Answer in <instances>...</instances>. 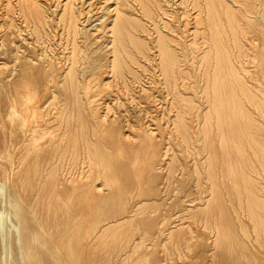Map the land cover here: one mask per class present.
<instances>
[{
  "label": "rangeland",
  "instance_id": "1",
  "mask_svg": "<svg viewBox=\"0 0 264 264\" xmlns=\"http://www.w3.org/2000/svg\"><path fill=\"white\" fill-rule=\"evenodd\" d=\"M102 1L103 0H86L83 3L84 12L94 9L93 11H96L98 16L96 14L95 16L97 17L94 16L92 17L93 20L91 19L92 21L91 20L88 21L87 28H89V31H87L86 33L82 32L81 34H79V38H80L79 41L83 43L82 48L85 47L84 48L85 54L90 55L86 57V55L84 54V56L81 58L82 61L81 60L80 61L84 62L85 65H89V66L92 65L90 66V69L87 72L85 70L83 71L79 69V72L81 71L80 80H82V82L87 80L86 81L87 83L88 79H91L90 80V83H91L93 78L96 79L95 85L100 84L98 86L96 85L98 87L96 92L101 91V92H98L97 94L98 96L100 95L99 96L100 101L102 102V107H101V110H103L102 113L106 114V116L108 115V117H111V119H115L113 121H115L116 123H120L119 125L116 124L117 128L119 127L118 128L119 131H122L124 128L128 130L127 131L128 133H130L131 131L130 134L132 135L130 136L134 137V138L131 137V139H133L132 141L134 140L136 141L138 139L136 142L137 146L135 148H136V152L139 153L141 157H138V159H135V160L133 159L135 157L134 155L138 156L139 154L132 152L134 155L132 156L131 159L128 160V158H130L132 153L130 154V150L128 149H127L128 152L123 153L124 150L127 151L126 149L123 150V148H125L126 145L123 142H121L122 140L120 141V139H117L116 136L110 135L111 131L110 129H108V127H104L103 125H101L102 127L100 125H96L95 127L94 126L95 124L93 125L94 122L92 121V118H91L92 116L91 109L87 107L86 105V99L84 97L86 93L84 91H83L84 93L81 92V96L83 99H81L80 98L81 96H79L81 100L80 99L78 100V103L79 101H81L82 103L80 102L78 104L75 101L76 104L74 105L73 101H71L72 102L71 104H68L67 102L66 107H68L69 109L65 110L66 112H64L63 114L65 116L74 115V117H76L77 112L79 111L78 107L81 104H83V102L85 101L83 107L84 108L86 107V109H84V111L86 110L85 113L87 112L86 113L88 115L87 117L88 119L89 118L90 119L89 120L86 119V121L83 124L86 123L88 125L89 123L90 125L89 127H87L89 131V132L87 131V134L88 133L89 134L86 135L87 137L85 136L86 137L85 139H87L89 136L88 138L89 142H87V140L80 139L78 136L82 132L78 130L82 128V124L80 122L77 123L78 126L80 127L77 129L78 131L76 130V131L71 132V126L70 127L67 126L71 124L70 123L68 124L66 120L64 121V119H61L59 116L60 114H62V113H59V110L61 109L62 106H64V102H65L64 97L66 99L67 97L66 95H69V93L67 92L66 94V92L62 90L61 85H59L58 83H56L57 84L56 85L53 81L49 80L52 77L51 74H50L51 76L47 75V77H50V78L45 77V83L41 85L39 89V93H38V98L43 102L42 107L45 110L44 113L46 115L41 118L39 116L37 120H39L38 122L41 123V126L47 129L45 130L46 133H44V136L39 139V140L41 139L42 140L37 141L33 145V150L35 151L38 150L40 155H38V158H36L34 155L31 156L28 153V148L26 147H28V143L32 142L31 134L29 133L30 127H31L30 125L36 119H35V116H32L30 118L31 123L29 122L25 125H22L23 119H21V117L16 114L17 109L15 111V107L13 105L15 97L16 98L18 97V94L16 93V90H15V86H17L21 82V77L19 74L20 73V61H19L18 56H22L25 50H31V51L35 50L36 53L41 54L47 59L50 58L51 56V58L57 59V61H60L61 59L60 63L64 62L67 65L69 63L68 55H69V50L71 49V45H72L71 43L72 38L69 39L67 28L64 25V23H62V21H57V20H60L58 17H54V19L51 20V23H50L51 25L50 24H48L50 26L47 25L48 29L47 27L44 28L45 30H49V31L45 32L44 29L42 28L41 30L42 37L39 39H36L37 37L36 35H34L35 33L33 32L32 27L29 26L26 23V21H24L23 14L22 13L20 14V12L17 10V9H20L19 6L16 4L17 0H0V264H209V263L210 264L212 263L221 264L223 263V261L225 264L227 263L230 264V262L231 264L232 263L234 264H264V256L261 254L260 241L256 237L254 221L251 218V216H249L248 210L242 209L239 203H237L238 200L235 198V195L233 199L234 202H231L229 198L231 203L230 202L228 203L229 200L226 201V199H228L226 197L224 200L223 218L227 226L230 227L231 233L229 232L228 238H226L225 240L223 239V241L221 242L219 239H217V236H216L217 232H216V229H214V225L210 226V224L207 223L205 216L203 215L197 216L196 215L197 208L195 207H198V206L192 207L193 205L190 204L191 201L189 200L192 198L193 199L198 198V195H197L198 185L196 186L197 176L193 173V167H194V162L196 161V159H201V156L205 154L206 149L203 146L205 144V140H204L205 139V127L207 126V124L205 123V120L207 119L206 113L210 109V106L207 103H205L206 94L204 92L208 78L206 74L207 62L203 57V54H204L203 50L206 49V47L204 46H206L208 42H207V39L204 38L205 37L204 33H202L204 32V29L202 27L201 28L203 30L200 28L196 31L195 30L196 28L194 29V27H191V26H193L195 18L198 16L197 14L200 11L199 9H201L202 11V16L205 19L207 18L206 20H208L209 18L208 10L209 9H207L208 7V4L206 3L207 0H199V1L197 0V2L196 0L195 2L194 0L192 1L191 0L189 1L188 0L187 1L186 0H160L162 1L161 7L157 5L156 2H154L155 0H150L151 1L150 2L151 12H148V14H146L147 10H144L145 8L143 7V4L141 2H138V0L137 1L136 0H129V1L122 0L124 2V5H128V8L131 9L129 12L133 13V15L140 17L143 20L144 25L146 24L144 29H140V31L138 28L136 29V31L134 29L133 30L134 35L140 38L144 37L145 40H148V44H149V48L146 50L148 53L147 52L141 53V52L136 51L135 49L133 50L134 55L136 57L135 61L132 60L131 62L132 63L131 68L133 67L132 68L133 70L125 69L124 74L119 73L116 69L111 68L113 66V61H110V60H113L114 58L112 54L113 49L111 47L112 41L110 40L112 39V36H111L112 29L111 28L114 23V18L116 17V14H114L111 9L114 8L115 3H113L112 1V2H107V3L105 2V4L104 3L102 4ZM156 1H159V0H156ZM238 1H241V0H238ZM238 1L235 0V3L238 4L239 3ZM242 1L243 2H240L238 4V7L243 14L247 13L245 17L242 18V21L248 18L247 20L249 21L253 20L254 22V19H255L256 20L254 22L255 28L259 29V26L257 25V23L259 22L258 20L261 21V18H262L261 15L264 14V10H263L264 0L263 1L262 0H259V1L258 0H251V1L245 0V2L250 1L254 6L251 3H249L250 5H248V2L245 3L244 0ZM127 2H129V4ZM200 3L201 5L199 6ZM194 4L196 5V7L193 6ZM241 4L245 5V7L242 6ZM101 6H103V8H101ZM16 10L18 11V13ZM247 11H249L250 13ZM248 14H251V15L248 16ZM251 16L254 19H250L249 17ZM247 20L244 22L247 23L248 22ZM203 24L205 25L207 23H202L200 26H202ZM95 27H98V28L101 27L100 29L101 31L96 30ZM159 31H163V32L165 31V33H167L168 36H171L170 39L172 41L171 42L172 45L174 44L173 47L180 53V56H179L180 59L178 63L176 64L175 73L177 74L174 73L171 75L170 74L167 75L164 69V66L161 60L160 46L157 40ZM195 31L196 33L199 32L198 35L195 33ZM138 32H139V35L137 34ZM255 32L257 31L255 30ZM255 32L254 33L251 32V35H248L249 37L251 36L252 38H249V37L247 38L246 36H243L242 41H243V44L246 45L243 48V51L246 49V51L243 52L245 56L242 53L238 52L237 47H235L234 61H236V65L238 69L239 70L241 69L240 71L241 73H243L242 75H244L245 80L249 83L250 86L259 84L260 85L259 87H264V77H263L264 70L261 66V64L264 63V58H263L262 52L259 51V48L256 49V46L254 45V41L252 40L253 37L256 36V35L254 36V34H256ZM92 33H99L104 36L102 37L104 41H102L103 43L101 44V47L99 48V51L96 52V54L95 53L93 54V49H96L97 47H95V45L92 43L91 44L88 43L89 42L88 35L90 37V34L92 35ZM257 33L260 34V31H258ZM248 34H250V32ZM188 37L190 40H188ZM17 42L20 47L17 45ZM130 44H131V47H133L131 40H130ZM182 45H185V46H182ZM15 46L17 47L15 48ZM248 46L250 49L248 48ZM249 51L250 53H248ZM254 51H256V53ZM31 54H34V53H31ZM261 55H262L263 61H260ZM253 56H255V58ZM136 59H139V60H136ZM211 61L216 63V58L212 59ZM78 66L79 68H81L80 62H78ZM212 68H211L212 72L214 73L215 65ZM261 69L263 71H260ZM82 75L83 77L84 76L86 77L83 78ZM102 78H104L105 80ZM46 79H48V81ZM97 80L98 82L99 81L100 82L97 83ZM102 81L103 82L105 81L104 82L105 84ZM50 83H52L53 85H51ZM101 83L103 84L104 88L99 89V87H103ZM49 85H51L52 88ZM228 89H230V86H228L226 90ZM257 90H258L257 92L260 98L263 100L264 99V89L263 90L257 89ZM61 93L62 95H60ZM191 95L195 99L194 106L192 105V106H189L190 108L189 107L185 108L184 105L182 106L180 104L181 107L183 108L179 107V104L177 101L181 99L180 97L191 96ZM68 105H72V107L71 106L69 107ZM255 105H256L255 103H252L251 101L248 100L247 103L245 104V111L249 113L251 117L253 116L256 119V122L260 124L259 126H261V131H260L261 133H259L258 135L259 136L258 139L260 143L259 142L255 143V141L253 140L256 147L252 145L251 143L252 138L250 137L252 133H249L250 129L253 128V123L251 122V120H249L246 117H242V118L239 117L237 121H235L236 118L233 117L235 112L234 110L231 111V109L228 106L226 108H222V109L220 108L219 113H217V111L214 109L212 110V113H211L212 116L210 115V118L208 117L211 123L210 126H212V128L209 125L208 127L211 128L212 132L214 131V133H212V136H216L217 131H219L220 135L222 133H223L222 135H224V138L221 140L220 147L221 145H224V146H222L219 150V152L222 153L221 155L225 154V156L223 155V158H225L228 155V153L232 151L234 155L237 154L236 156V159H238L237 161L240 160L242 163L247 165V162H249L247 161V159L248 157H250L252 158V160L254 159V161L257 163V166L260 167L262 161H258L254 153V150L260 145L262 147L259 149L260 157L264 155L263 153L264 152V110L260 108V106L258 107ZM74 106H76L77 108ZM72 108L74 110H72ZM71 110L72 112H75L72 115L69 114ZM180 110H183L185 112V119L189 122V126H190L189 128L191 129L189 130L190 136L189 138H187V140L185 138L184 130L182 129L180 123H178L180 122L179 120L180 119L179 112H181ZM221 111L224 113H221ZM57 112L59 113V115ZM226 113L231 114L232 118H231V115L230 117H228L229 114H226ZM15 114L17 116V119L14 118ZM232 119L234 122H231L232 123L231 124L228 121H232ZM42 122H48V123L45 125ZM59 123L61 125H59ZM63 125L66 126L67 128L64 127ZM143 125L144 126L147 125V127L150 128V131H153L154 138H153V134L152 136L147 135L146 137L144 136V134L142 135L141 133L142 131L140 132V130H142ZM237 125L239 128L237 127ZM56 128H58L60 131ZM54 129H55V133L53 132ZM64 129L67 135L64 132ZM237 130H240L241 136L240 135L238 136V133L236 132ZM62 131H63V134H62ZM254 133H257V132L255 131ZM76 134L78 138H76ZM73 135H75V137H73ZM69 136H71V138ZM111 136H112V140H111ZM151 137L153 138L152 140H150ZM227 137H230V138H227ZM67 138L72 139V140L75 139L76 141L75 142L72 140L68 141L69 139ZM139 140L142 142L140 143ZM239 140H241L240 144H238V142H240ZM50 141L54 143V145H56L57 148L58 147L60 148V149L58 148L59 151H57L58 150L57 148H55L56 150L50 149L49 150L50 152L47 151L48 143ZM152 141H155L156 143H158L160 148L163 147L162 149L168 150L167 151L168 154L164 156L165 157L163 160L164 164L162 165L163 170L161 169L159 171L158 173L159 175L157 176V180H156V183L158 184V186L160 185L159 187L163 188L162 196L157 195L156 191H154L152 195L143 194L144 192H142V189L144 190L145 188L144 187L145 184H144V179L140 178L142 177V174L144 177L143 168L141 170V167H142L141 159L142 157H144V154L146 152V151L144 152V150L146 149H144L143 147L149 145ZM66 142L68 144H66ZM72 142H74L73 145H72ZM84 142L87 146H85ZM120 143H122V145L124 144L123 148L119 146L117 147V145H119ZM227 146H230V147L227 148ZM130 147L133 148L132 145H130ZM240 147L241 148L244 147L242 148L243 150ZM86 148L89 151L88 153H87ZM53 151L56 156L53 154ZM77 151L79 152L77 153ZM242 152L244 153L245 156L247 154L246 158ZM51 153L52 155L50 156L54 157V158L52 157V159L49 156V154ZM28 155L29 157L27 159L28 161H26L27 163L25 162L23 164L22 159H24V157ZM119 156L122 157V159H125L124 157H126L127 158L126 161L128 162L131 161L130 162L131 164H132V159L134 160V163L132 164L135 167V169L133 167L134 170L131 168L132 166L130 163H129L130 166L129 165H128L129 167L127 166L130 170V174L128 173L129 179L131 181V179L134 178L133 179L134 181L133 182L131 181L132 183L130 182L131 185L132 184L133 185L128 186L126 190L127 192L126 197L121 200L120 198L119 199L117 198L119 200V201L117 200L119 202L118 204L121 205V207L117 209L116 211L112 212L109 210V207L106 206L105 204L104 205L106 206V208H104L105 207L104 205H101L103 203H100L99 204L100 206L96 205L90 197L82 193L84 189L87 187V185H85L83 180L88 175H91L94 181L96 182V184H98L104 189L106 188L107 190H111V191L113 190V192L116 193L117 192L116 188H119L118 186L122 184V182H124L126 178H128L127 172H122V170L119 171L118 164L116 163L117 159L114 158V157L119 158ZM173 156H175L176 159L173 158ZM41 157L42 159L43 158L44 159L42 160ZM35 159L37 161H35ZM48 159L51 161H48ZM171 159H173V161L174 160L176 161L177 159L178 160L176 162H173ZM35 162L39 163L38 172L40 171L41 172L40 173L37 172L36 173L37 175L34 177L35 179L33 178L31 182L27 184L29 182L28 178H30V176L32 175V172L27 171V168H29V166H32L31 164ZM171 162H173L172 165H171ZM186 164L187 166L184 167V165ZM173 165L174 167L171 169L170 166H173ZM188 165L190 168L188 167ZM51 167L53 169H51ZM109 167L112 169H110ZM116 167L118 168L117 170H115ZM129 170L127 171L129 172ZM107 173H110V175H108ZM111 173H113L114 175ZM120 173L122 174L120 175ZM254 174H253L254 177H256L260 182H262V184H264L263 169L261 168V172H257ZM195 177L196 179H194ZM111 179L112 180L114 179L116 182L120 179V181L116 183L113 180V182L116 184L115 185ZM118 183L119 185H117ZM112 187L115 189H113ZM130 192L131 194H133L132 196ZM116 194H119V192ZM129 195L132 198L129 197ZM150 196L151 198H154L156 201L157 200L158 201L156 202L153 199L148 200L150 199ZM163 196L164 198L162 199ZM143 198H144V201L147 199L146 200L147 204L146 202L144 203L142 202ZM184 198H186L185 200H188V201L183 202ZM137 200H139L138 203H137ZM160 200L162 202H160ZM129 201L132 202L133 205H135V207L133 206L134 209L136 207L139 208V205H141L142 208L140 207L138 209L139 211H136L137 213L139 212L138 213L139 216H137L138 214L136 213H135L136 215L132 213L134 214L133 215L134 220L131 221V219H126L127 221H121L120 223L114 224V226L112 227L110 226L108 230H106L105 234H103L104 236L102 235L103 237L100 236V238L98 239V242L96 243L98 247L95 246L90 251H84V250L78 251L68 246L62 247L61 249H59V247L57 248L50 242V240H54V239L55 241L58 242V240L60 241V238L63 240L64 239L69 240L71 238V235H73L72 237H75L77 233H85L88 227H92V228L97 227V225H95L96 223L97 224L99 223L100 225L99 224L98 225L101 226L102 224L107 222V220H109V217L116 218L118 216H121L122 214H125L124 208H123L125 207L124 204L127 203L128 206L130 205L129 206L130 208L132 207V204H130ZM150 201L153 202L152 203L153 205L150 203V206H148V202ZM93 203L96 206L95 205L93 206ZM184 204H186L187 206ZM156 206L158 207V209L156 208ZM190 206L191 208H189ZM149 207H151V210ZM152 207L155 208L156 210V211L154 210V213L156 212L155 214L153 213ZM142 209L147 210L148 212L150 210V212L155 215L154 216L155 224H153L154 226L151 224L150 226L147 225V227L149 226L150 228L148 227L149 231L145 233L143 232L144 225H141V228H137L138 226L137 223L140 225V222H138L137 218L142 215L140 213ZM178 209L180 210L182 209L181 212L184 214H182ZM108 210L110 212L107 214ZM162 210L164 211V213ZM172 210H174L175 213H173ZM219 211L220 210H218V212ZM240 211L241 213L239 214ZM165 212L167 214H165ZM177 212L180 213L178 216H176L178 214ZM190 212H193V213L191 214ZM56 213H57V216H56ZM115 215L117 216L113 217ZM170 215H173L175 217L173 218V216H170ZM180 215H182V217ZM217 215H219L220 217L221 211H220V214L217 213ZM176 217H178L179 220ZM55 219H58V220H55ZM82 219L83 221H81ZM188 221L190 222L188 223ZM176 224H180L182 226L187 225L185 228L183 227L184 229H186L184 230L185 232L183 231L184 236L183 234L178 235L180 225H178V227L174 229V232H171V229H172L171 227L174 228V225ZM204 225L205 226L208 225V226L204 227ZM192 226H194L195 228ZM199 226L200 228L198 230L197 227ZM189 228L193 231H190ZM204 230L205 231L207 230L206 232L209 233L210 235L205 233ZM212 230L214 231L215 234L213 233ZM227 230H229V228H227ZM200 231L203 233L201 234ZM204 234H205L204 238L206 239L201 237ZM141 235L143 236V241H144L143 243H141L142 242ZM49 236L52 237L53 239L49 238ZM182 236L184 239H187V237L189 236L188 237L189 242L181 238ZM232 236L233 238H231ZM197 237L199 238V240L200 239L201 240L197 241L198 240ZM209 237H211L213 241L212 240L210 241ZM192 239L194 240L196 239L195 242ZM203 239H204L203 244L204 245L208 244L206 245V247H204L203 244L201 243ZM133 241L134 242L138 241L140 243L139 247L140 245L141 247L136 249L137 252L136 251L132 252V254L130 255L131 258L127 257L125 260H121L120 259L121 257L119 258L118 256L120 254H121L120 256L125 255L127 251L133 245L134 243ZM23 243L25 245L27 244L29 249L25 247V245L24 247H22ZM194 243H196V245ZM217 243L219 244L217 245L218 247L216 246ZM127 244H129V247L127 246ZM214 244L215 246H213ZM224 244L225 245L227 244L228 246L224 247ZM197 245H199V247H197L198 250L196 249ZM220 246H223V248H225L224 249L225 252L224 250L221 251L222 247ZM200 247H202L203 249L205 248V250H203ZM216 247H217V250H216ZM199 249L200 250L202 249L203 253L205 252L211 255L209 256L208 254L206 255L204 253L203 255H206V257L202 256V253ZM39 250H40V253L38 252ZM196 251H199L197 253L198 254L200 253L202 257L198 255ZM214 251L216 253H214ZM227 251L228 252L230 251L231 254H229L230 253L229 252L228 253L229 255H228ZM79 254H81V256H79ZM232 254H236L235 257L232 256ZM215 256H216V259H214ZM227 256L228 257L230 256V258L232 259L234 258V260L233 261L231 260L229 262L230 258H228ZM203 257L205 258V260L203 259ZM224 257L228 261L224 260ZM197 258L200 260H198ZM212 258L214 260H212ZM217 258H220V260ZM215 260H217L216 263H214ZM218 261H221V262L217 263Z\"/></svg>",
  "mask_w": 264,
  "mask_h": 264
},
{
  "label": "bare ground",
  "instance_id": "2",
  "mask_svg": "<svg viewBox=\"0 0 264 264\" xmlns=\"http://www.w3.org/2000/svg\"><path fill=\"white\" fill-rule=\"evenodd\" d=\"M86 0H17L16 4L19 6L20 9H17L20 14L22 13L23 14V18H24V21H26V23L32 27V30L33 32L35 33L34 35H36V39H39L42 37V34H41V30L42 28L44 29L45 27H47L48 24L51 23V20L54 19V17H58L60 20H57V21H62V23H64V25L66 26L67 28V33L69 35V39L72 38V45H71V49L69 50V55H68V59H69V63L66 65L63 61V63H60L61 62V59L60 61H57V59H54V58H45L44 56H42L41 54H38L34 51H31V50H25L23 55L22 56H18L19 58V61H20V77H21V82L15 86V90H16V93L18 94V97L14 99V102H13V105L15 107V111H16V114L18 116L21 117V119H23L22 121V125H25L27 123H31L30 121V118L32 116H35V121L30 125V134H31V141L30 143H28V153L31 155V156H35L36 158H38V155H40L39 151H35L33 150V145L37 142V141H41L39 140L40 138H42L44 136V133L45 130H47L45 127L41 126V123L38 122L39 120L38 117L40 116L43 117L45 116L46 114L44 113V109L42 107V104L43 102L38 98V93H39V89L41 87V85H43L45 83V77H47V75H52L51 81H53L55 84L58 83L59 85H61V88L63 91L69 93V95H66V99L64 97V106L61 107V109L59 110V113H62L59 115L61 119H64V121L66 120L68 122V124L70 123L71 125H67L68 127L71 126V132L73 131H76L78 128H80L78 126L77 123H81L82 124V128L78 129L79 131H82L78 136L80 139H83V140H87L88 141V138L85 139L88 135L87 134V131H88V128L90 125L88 123V125L86 124H83L86 119H88V115L85 113L84 109H86V107L84 108L83 105H84V101L83 104H81L78 109L79 111L77 112V115L76 117H74V114L75 112H72V110H74L72 108L71 112L69 114H71L72 116L68 115V116H65L63 113L66 112L65 110L69 109L68 107H66L67 105V102L68 104H71L73 101L74 105L76 104V102L78 103V100L82 98L81 96V92H85L86 95H84L85 99H86V105L87 107H89L91 109V118H92V121L94 122L93 125L96 127V125H103L104 127H108V129H110V135L112 136H116L117 139H120L121 142H123L126 147L123 148V145L122 143H120L119 145H117V147H121L124 149H128L130 150V154L133 152V153H137L136 152V142L137 140L135 141H132L133 139H131V137L133 136H130L132 134L131 131L130 133H128L126 130V128H124L122 131H119L118 128H117V125L116 124H120V123H116L115 119H111V117H108V115L106 116V114H103L101 110V107H102V102L100 101V95L98 96V92H101V91H98L96 92V90L98 89V85L100 84H96V79H92V82L90 83V80L91 79H88V82L86 83L87 80H85L84 82H82V80H80V72H79V69L81 70H85L86 72L89 71L90 69V66L92 65H85L84 62H81V58L84 56L85 54V47L82 48L83 46V43H81L79 40V34H81L82 32L86 33L87 31H89V28H87V24H88V21L89 20H93L92 17H94L97 13L96 11H93V10H90V11H85L84 12V9H83V3L85 2ZM115 3V6L113 9H111L113 11L114 14H116V17L114 18V23H113V26H112V39L110 41H112V44H111V47L113 49V60H110V61H113V66L111 68L113 69H116L119 73H122L124 74L125 72V69L126 70H131V62L132 60L135 61V55H134V52L133 50L135 49L136 51L138 52H143V53H146L147 49L149 48V44H148V40H145L144 37L143 38H140L138 36H135L134 35V32L133 30L138 28L139 31L140 29H144L145 25L143 23V20L136 16V15H133V13L129 12L131 9L128 8V5H124V0H103L102 1V4L105 2H112ZM125 1H129V0H125ZM137 1V0H136ZM187 1V0H186ZM189 1V0H188ZM192 1V0H191ZM199 1V0H198ZM238 1V0H237ZM251 1V0H250ZM250 1H246L244 0L245 3L248 2V5H250L249 3H251ZM259 1V0H258ZM257 1V2H258ZM263 1V0H262ZM10 2V1H9ZM138 2H141L143 4V7L145 8L144 10H147V13L148 12H151V7H150V0H138ZM156 2L157 5H159L161 7V4H162V1H154ZM195 2V0H194ZM197 2V0H196ZM239 3L240 2H243L242 0L241 1H238ZM237 2V3H238ZM91 3V2H89ZM129 4V2H127ZM140 3V4H141ZM206 3L208 4V7L207 9L208 10V14H209V18L208 20H206L203 16H202V11L201 9H199V13L197 14L198 16L195 18V21H194V24L193 26L191 27H194V29L197 31L198 29H200L201 27L204 29V38L207 39V42L208 44L204 47H206L204 51V54H203V57L204 59L206 60L207 62V69H206V74H207V84H206V87H205V94H206V101L205 103H207L209 106H210V109L207 111L206 113V117L208 119V117L210 118V115L212 113V110H216L217 113L220 112V108H226L227 106L232 110H234V116L236 119L235 121H237V119L239 117H246L248 118L249 120H251V122L253 123V128L250 129V132L248 130L249 133H252L250 135V137L252 138L251 140V143L254 147L255 146V143L259 142V133H261V126H259L260 124H258L256 122V119L252 116H250L249 113H247L245 111V104L247 103V101H251L252 103H255L256 105L255 106H260V108H262L264 110V99L262 100L258 94V90H263L264 87H259L260 85L259 84H256V85H252L250 86L249 83L245 80L244 78V75H242L243 73H241V69L239 70L237 65H236V61H234V54H235V47H237L238 49V52L242 53L244 51H246V49L243 51V48L246 46L243 44V36H246L247 38L249 37L248 35H251V32L254 33L255 30L258 32L260 31V34L255 32L256 34H254L255 37H253V41H254V45L256 46V49L259 48V51L262 52V55H263V58H264V14H262V18H261V21L258 20L259 22L257 23V25L259 26V29L255 28V19L251 16L249 17L250 19H254V22L253 20H247L248 22L245 23L244 21H242V18L245 17V14H243L239 7H238V4L235 3V0H207ZM260 3V2H259ZM8 4V2H7ZM111 4V3H110ZM153 4V3H152ZM197 4V3H196ZM243 4V3H242ZM241 4V5H242ZM252 4V3H251ZM264 4V3H263ZM55 5V6H54ZM100 5V4H99ZM201 5V3L199 4V6ZM203 5V4H202ZM253 5V4H252ZM251 5V6H252ZM9 6V5H8ZM12 6V5H11ZM14 6V5H13ZM54 6V7H53ZM104 6V5H103ZM103 6H101V8H103ZM130 6V5H129ZM163 6V5H162ZM193 6L196 7V5L194 4ZM198 6V5H197ZM240 6V5H239ZM245 7V5H242ZM247 6V5H246ZM254 6V5H253ZM98 7V6H97ZM106 7V6H105ZM248 7V6H247ZM259 7V6H258ZM9 8V7H8ZM15 8V7H14ZM18 8V7H17ZM99 8V7H98ZM156 8V7H155ZM154 8V9H155ZM201 8V7H200ZM203 8V7H202ZM263 8V7H262ZM16 9V8H15ZM110 9V7H109ZM198 9V8H197ZM255 9V8H254ZM16 10V11H17ZM102 10V9H101ZM243 10V9H242ZM264 10V9H263ZM13 11V10H12ZM17 11V13H18ZM246 11V9H245ZM244 11V12H245ZM255 11V10H254ZM15 12V11H14ZM98 12V11H97ZM111 12V11H110ZM249 12V11H247ZM258 12V11H257ZM256 12V13H257ZM139 13V12H137ZM197 13V12H196ZM250 13V12H249ZM255 13V12H254ZM253 13V15H254ZM16 14V13H15ZM8 15V14H7ZM14 15V14H12ZM17 15V14H16ZM204 15V14H203ZM251 15V14H248V16ZM256 15V14H255ZM259 15V14H257ZM9 16V15H8ZM98 16V14H97ZM95 16V17H97ZM104 16V15H103ZM151 16V15H150ZM208 17V16H207ZM247 17V16H246ZM15 18V17H14ZM100 18V17H99ZM112 18V17H111ZM148 18V17H147ZM260 18V16H259ZM98 19V18H97ZM13 20V19H12ZM91 20V21H92ZM90 21V22H91ZM12 22V21H10ZM99 22V21H98ZM97 22V23H98ZM55 23V22H54ZM100 23V22H99ZM104 23V22H103ZM102 23V24H103ZM202 23H207V24H203L202 26H200ZM24 24V23H23ZM101 24V26H102ZM10 25V23H9ZM51 25V24H50ZM48 25V26H50ZM90 25V24H89ZM99 25V24H98ZM190 25V24H189ZM86 26V28H85ZM209 26V27H208ZM257 26V27H258ZM10 27V26H9ZM19 27V26H18ZM91 27V26H89ZM15 28V26H14ZM13 28V29H14ZM30 28V27H29ZM63 28V27H62ZM96 30H99L101 31V27H95ZM98 28V29H97ZM103 28V27H102ZM201 28V29H202ZM48 29V27H47ZM193 29V31H194ZM202 29V30H203ZM51 30V29H50ZM93 30V29H92ZM165 30V29H164ZM20 31V30H18ZM44 31H49V30H45ZM43 31V32H44ZM52 31V30H51ZM59 31V30H58ZM98 31V32H99ZM142 31V30H141ZM148 31V30H147ZM192 31V30H191ZM190 31V32H191ZM195 31V33H196ZM104 32V31H103ZM143 32V31H142ZM201 32V30H200ZM250 32V34H248ZM62 33V32H61ZM136 33V32H135ZM145 33V32H144ZM159 35H158V42H159V46H160V51H161V60H162V63H163V66H164V69L168 74H174L175 71H176V64L178 63L179 61V56H180V53L173 47L174 44L172 45V41L170 39L171 36H168L167 33H165V31H159L158 32ZM169 33V32H168ZM199 32H197L196 34L198 35ZM48 34V33H47ZM57 34V33H56ZM139 35V32L137 33ZM141 34V33H140ZM188 34V33H186ZM185 34V35H186ZM201 34V33H200ZM12 35V34H11ZM62 35V34H60ZM64 35V34H63ZM88 35V34H86ZM196 35V36H197ZM55 36V35H54ZM188 36V35H187ZM47 37V36H46ZM50 37V36H49ZM104 37L103 35L99 34V33H92V35L90 34V37L88 35V43H92L95 45V47H97L96 49H93V54L97 51H99V48L101 47V44L103 43L102 41ZM106 37V36H105ZM245 37V38H246ZM82 38V37H81ZM175 38V37H174ZM194 38V37H193ZM249 38H252L251 36ZM49 39V38H48ZM68 39V38H67ZM196 39V38H195ZM13 40V39H12ZM27 40V39H25ZM53 40V39H52ZM63 40V39H62ZM70 40V41H71ZM130 40L132 42V45L133 47H131V44H130ZM174 40V39H172ZM188 40L189 37H188ZM246 40V39H245ZM244 40V41H245ZM2 41V40H1ZM23 41V40H22ZM39 41V40H38ZM86 41V40H85ZM84 41V43H85ZM184 41V40H183ZM192 41V40H191ZM248 41V40H247ZM251 41V40H249ZM252 41V43H253ZM29 42V41H28ZM40 43V42H39ZM82 45H81V44ZM196 43V42H195ZM245 43V42H244ZM30 44V43H29ZM176 44V43H175ZM205 44V43H204ZM247 44V43H246ZM17 45H18V42H17ZM110 45V44H109ZM19 46V45H18ZM89 46V45H88ZM103 46V45H102ZM177 46V45H176ZM182 46H185V45H182ZM192 46V45H191ZM194 46V45H193ZM198 46V45H197ZM200 46V44H199ZM198 46V47H199ZM17 46H15L16 48ZM20 47V46H19ZM110 47V48H111ZM202 47V46H201ZM203 47V48H204ZM94 48V46H93ZM189 48V47H188ZM249 48V46H248ZM21 49V48H20ZM89 49V48H88ZM91 49V47H90ZM184 49V48H183ZM182 49V50H183ZM197 49V47H196ZM195 49V51H196ZM250 49V48H249ZM252 49V48H251ZM255 49V48H254ZM17 50V49H16ZM201 50V49H200ZM91 51V50H90ZM108 51V50H107ZM248 51V49H247ZM34 53V54H31V53ZM65 52V51H64ZM252 52V50H251ZM256 53V51H254ZM15 53V52H14ZM18 53V52H17ZM48 53V52H47ZM148 53V52H147ZM198 53V52H197ZM246 53V52H245ZM250 53V51L248 52ZM253 53V54H255ZM13 54V53H12ZM90 54V53H89ZM259 54V53H258ZM40 55V56H39ZM62 55V54H61ZM86 55V54H85ZM240 55V54H239ZM244 55V54H243ZM262 55H261V59L260 61H263L262 60ZM90 55H86V57H88ZM245 56V55H244ZM243 56V57H244ZM247 56V55H246ZM259 56V55H258ZM257 56V57H258ZM47 57V56H46ZM98 57V56H97ZM106 57V56H105ZM202 57V58H203ZM238 57V56H237ZM242 57V58H243ZM255 58V56H253ZM96 58V57H95ZM216 58V63L212 62L211 60ZM63 59V57H62ZM98 59V58H97ZM240 59V58H239ZM258 59V58H257ZM16 60V59H15ZM81 60V61H80ZM85 60V59H84ZM136 60H139V59H136ZM238 60V59H237ZM7 61V59H6ZM86 61V60H85ZM95 61V60H94ZM258 61V60H257ZM78 62H80L81 64V68H79L78 66ZM100 62V61H99ZM259 62V61H258ZM14 63V62H13ZM86 63V62H85ZM6 64V63H5ZM99 64V63H98ZM259 64V63H258ZM95 65V64H94ZM206 65V64H205ZM215 65V71L214 73L212 72V67ZM257 65V64H256ZM89 66V67H87ZM98 66V65H97ZM135 66V65H133ZM182 66V65H181ZM180 66V67H181ZM263 70H264V63L261 64ZM6 67V66H5ZM129 67V68H128ZM260 67V66H259ZM258 67V68H259ZM212 68V69H211ZM240 68V67H239ZM252 68V67H251ZM257 68V69H258ZM135 69V68H134ZM133 70V69H132ZM136 70V69H135ZM178 70V69H177ZM254 70V69H253ZM262 69L260 71H263ZM110 71V70H109ZM116 71V72H117ZM255 71V70H254ZM115 72V70H114ZM117 72V73H118ZM259 72V71H258ZM85 73V72H84ZM105 73V72H104ZM116 73V74H117ZM184 73V72H183ZM255 73V72H254ZM261 73V72H260ZM177 74V73H175ZM256 74V73H255ZM50 75V76H51ZM87 75V74H86ZM104 75V74H103ZM182 75V74H181ZM263 75V73H262ZM122 76V75H121ZM173 76V75H172ZM256 76V75H255ZM83 77V75H82ZM86 77V76H84ZM83 77V78H84ZM264 77V76H263ZM262 77V78H263ZM47 78H50V77H47ZM89 78V77H88ZM91 78V77H90ZM254 78V77H253ZM259 78V76H258ZM261 78V79H262ZM5 79V78H4ZM9 79V78H8ZM104 79V78H102ZM48 81V79H46ZM105 80V79H104ZM213 81V82H212ZM262 81V80H261ZM14 82V81H13ZM94 82V83H93ZM100 82V81H99ZM98 80H97V83H99ZM103 82V81H102ZM105 82V81H104ZM103 82V83H104ZM16 84V82H15ZM48 84V82H47ZM51 85H53L52 83H50ZM105 84V83H104ZM49 85V86H51ZM57 85V84H56ZM101 85L103 86V84L101 83ZM48 86V85H47ZM230 86V89L226 90L227 87ZM48 88V87H47ZM52 88V86H51ZM60 88V89H61ZM100 88H104L103 87H99ZM257 88V89H256ZM46 89V88H45ZM59 89V88H58ZM102 90V89H101ZM104 91V90H103ZM13 92V91H12ZM52 92V91H51ZM58 92V91H57ZM64 92V94H65ZM83 92V93H84ZM180 92V91H179ZM190 92V91H189ZM188 92V93H189ZM193 92V90H192ZM195 93V92H194ZM59 94V93H57ZM101 94V93H99ZM185 94V93H184ZM192 94V93H191ZM263 94V93H262ZM51 95V94H50ZM62 95V93L60 94ZM182 95V94H181ZM201 95V94H200ZM46 96V95H45ZM53 96V95H52ZM79 96H81L79 98ZM204 97V98H205ZM181 99H179L177 102L179 104V107H181V105L185 106V108L189 107V106H194V97L191 95V96H182L180 97ZM48 99V98H47ZM80 99V100H81ZM62 100V99H61ZM68 100V101H67ZM76 101V102H75ZM81 101H79L80 103ZM50 103V102H49ZM78 103V104H79ZM82 103V102H81ZM45 104V103H44ZM181 104V105H180ZM61 105V104H60ZM69 107L72 105H68ZM48 107V106H47ZM76 107V106H74ZM66 108V109H65ZM77 108V107H76ZM183 108V107H181ZM190 108V107H189ZM192 108V107H191ZM196 108V107H195ZM180 109V108H179ZM228 110V109H226ZM70 111V110H69ZM181 112H179L180 114V125L182 127V129L184 130V134H185V138L187 140V138H189L190 136V133H189V130H191L189 127V122L185 119V112L183 110H180ZM186 111V110H185ZM18 112V113H17ZM47 113V112H46ZM51 113V112H50ZM68 113V111H67ZM221 113H224L221 111ZM16 114L14 115V118L17 119V116ZM66 114V113H65ZM226 114H229V113H226ZM67 115V114H66ZM105 115V116H104ZM231 114H229L228 117H230ZM212 116V115H211ZM223 116V115H222ZM237 116V117H236ZM53 117V116H52ZM58 117V116H57ZM227 117V118H228ZM45 118V117H44ZM50 118V117H49ZM179 118V117H178ZM231 118H232V115H231ZM60 119V120H61ZM90 119V118H89ZM88 119V120H89ZM205 120V123L207 124V126L205 127V144L203 145L205 147V154H203V156H201V159H196V161L194 162V167H193V173L197 176V184L196 186L198 185V198H195V199H189L191 201L190 204H192L194 206H198V207H195L197 208L196 210V215L197 216H205V219L207 221V223L210 224V226L214 225V229H216V232H217V239L221 241H223V239L225 240L226 238H228L229 236V232H230V227L227 226V224L224 222V218H223V211H224V208H223V205H224V200H225V197L228 198L226 199L231 200V202H234L233 199H234V195H235V198L238 200L237 203H239L240 207L242 209H246L248 210V214L249 216H251V218L253 219L254 221V228H255V232H256V237L257 239L260 241V250H261V254L264 256V184H262V182H260L256 177H254V173H257V172H261V168L263 169L264 171V155L262 157H260V153H259V149L262 148L259 144V146L254 150V153L258 159V161H262L261 162V166L258 167L257 166V163L254 161V159L252 160V158L248 157L247 161V165L242 163L240 160L237 161L238 159H236V156L237 154H233L232 151L230 153H228V155L223 158V155L225 156V154L221 155L222 153L219 152L220 148L224 145H221L220 147V143H221V140L224 138V135H220L219 134V131H217V134L216 136H212V133H214V131L212 132L211 128L212 126H210V121L209 119L208 120ZM242 120V119H241ZM240 120V121H241ZM44 121V120H43ZM48 121V120H46ZM78 121V122H77ZM91 121V120H90ZM91 121V122H92ZM66 122V124H67ZM90 122V124H91ZM118 122V121H117ZM213 122V121H212ZM229 123L231 122H234L233 119L232 121H228ZM245 122V121H244ZM44 123L45 125L48 123V122H42ZM62 123V122H61ZM193 123V122H192ZM241 123V122H240ZM243 123V121H242ZM249 123V122H248ZM65 124V123H64ZM232 124V123H231ZM237 124V123H236ZM43 125V124H42ZM59 125H61L59 123ZM80 125V124H79ZM92 125V126H93ZM179 125V124H178ZM179 125V126H180ZM208 125L211 127H208ZM243 125V124H242ZM64 126V125H63ZM131 126V125H130ZM51 127V126H50ZM66 127V126H64ZM102 127V126H101ZM142 127V126H141ZM192 127V125H191ZM229 127V126H228ZM238 127V125H237ZM241 127V126H240ZM67 128V127H66ZM91 128V127H90ZM89 128V129H90ZM220 128V127H219ZM239 128V127H238ZM58 129V128H56ZM82 129V130H81ZM216 129V127H215ZM59 130V129H58ZM56 130V131H58ZM63 130V128H62ZM77 130V131H78ZM96 130V129H95ZM103 130V129H102ZM101 130V131H102ZM139 130V129H138ZM193 130V128H192ZM236 130V129H235ZM52 131V130H50ZM60 131V130H59ZM119 131V132H118ZM142 131V132H141ZM227 131V130H226ZM242 131V130H241ZM257 132V133H254V132ZM49 132V131H48ZM55 133V129L53 131ZM64 132H65V129H64ZM69 132V133H71ZM89 132V131H88ZM107 132V133H108ZM140 132L142 133V135L144 134V136L146 137L147 135H151L153 134V138H154V133L153 131H150V128L143 125V128L142 130H140ZM238 133V136L240 135V130H237L236 131ZM235 132V133H236ZM61 133V132H60ZM66 133V132H65ZM76 133V132H75ZM79 133V132H78ZM91 133V132H90ZM233 133V131H232ZM62 134H63V131H62ZM134 134V133H133ZM193 134V133H192ZM226 134V133H225ZM242 134V132H241ZM248 134V133H247ZM51 135V134H50ZM65 135V134H64ZM67 135V133H66ZM246 135V134H245ZM53 136V135H52ZM55 136V135H54ZM72 136V135H71ZM71 136H69L71 138ZM86 136V137H85ZM112 136H111V140H112ZM237 136V137H238ZM241 136V135H240ZM48 137V136H47ZM58 137V136H57ZM63 137V136H62ZM67 137V136H66ZM73 137H75V135H73ZM72 137V138H73ZM235 137V136H234ZM52 138V137H51ZM54 138V137H53ZM65 138V137H64ZM76 138L77 137V134H76ZM134 138V137H133ZM136 138V137H135ZM148 138V137H147ZM152 137L150 138V140L153 139ZM227 138H230V137H227ZM236 138V137H235ZM49 139V138H48ZM47 139V140H48ZM60 139V138H59ZM58 139V140H59ZM62 139V138H61ZM66 139V138H65ZM69 139V138H67ZM240 139V138H239ZM44 140V138H43ZM52 140V139H50ZM63 140V139H62ZM61 140V141H62ZM72 139H69L68 141H70ZM78 140V139H77ZM237 140V139H236ZM253 140L255 141V143L253 142ZM64 141V140H63ZM62 141V142H63ZM67 141V142H68ZM72 141H76L75 139L72 140ZM119 141V140H118ZM117 141V142H118ZM130 141V143H129ZM149 141V139H148ZM194 141V140H193ZM227 141V140H225ZM229 141V140H228ZM240 142H238V144L241 143V140H239ZM60 142V141H59ZM66 142V144H68ZM72 142V145L73 143ZM86 142V141H85ZM84 142V144H85ZM139 142L141 143L142 141L139 140ZM234 142V141H233ZM61 143V142H60ZM59 143V144H60ZM77 143V142H76ZM116 143V141H115ZM114 143V144H115ZM235 143V142H234ZM233 143V144H234ZM260 143V142H259ZM56 144V143H55ZM63 144V143H62ZM90 144V143H89ZM112 144V143H111ZM113 144V145H114ZM146 144V143H145ZM225 144V143H224ZM229 144V143H228ZM227 144V145H228ZM26 145V144H25ZM65 145V144H64ZM62 145V146H64ZM97 145V144H96ZM95 145V146H96ZM130 145H132L133 148L130 147ZM141 145V144H140ZM60 146V145H59ZM61 146V147H62ZM85 146H87L85 144ZM139 146V145H138ZM226 146V145H225ZM237 146V145H236ZM243 146V145H242ZM67 147V146H66ZM75 147V145H74ZM129 147V148H128ZM140 147V146H139ZM146 147V148H145ZM143 147L144 149V157H142L141 159V170L143 168V172H144V177H143V174H142V177L140 178H143L144 179V190L142 189V192H144L143 194H153L154 191H156V194L157 195H161L162 196V189L163 188H160L158 186V184L156 183V180H157V176L159 175V171L163 168V160H164V156L168 154V150L166 149H162L160 148V146L158 145V143H156L155 141H152L149 145ZM230 147V146H227V148ZM235 147V146H234ZM238 147V146H237ZM57 148L56 145H54V143H52L51 141L48 143V150L49 151L50 149H55ZM59 148V147H58ZM57 148V149H58ZM69 148V147H68ZM241 148V147H240ZM238 148V149H240ZM244 148V147H242ZM241 148V149H242ZM19 149V148H18ZM60 149V148H59ZM59 149L57 151H59ZM64 149V148H62ZM74 149V148H73ZM72 149V150H73ZM76 149V148H75ZM87 149V148H86ZM85 149V150H86ZM119 149V148H118ZM117 149V151H118ZM231 149V148H230ZM237 149V150H238ZM56 150V149H55ZM78 150V149H77ZM90 150V149H89ZM94 150V149H93ZM96 150V149H95ZM121 150V149H120ZM127 151H123V153H126L128 152ZM224 150V149H223ZM222 150V151H223ZM243 150V149H242ZM241 150V151H242ZM27 151V150H26ZM55 151V152H57ZM91 151V150H90ZM143 151V150H142ZM240 151V152H241ZM263 151V150H262ZM50 152V151H49ZM74 152V151H73ZM72 152V153H73ZM76 152V150H75ZM79 151H77L78 153ZM88 149H87V153H88ZM244 152V151H243ZM242 152V153H243ZM46 153V152H44ZM118 153V152H117ZM132 153V155H128L130 156L129 159L132 158V156L134 155ZM142 153V152H141ZM226 153V152H225ZM246 153V152H245ZM264 153V152H263ZM26 154V153H25ZM53 154H54V151H53ZM113 154V153H112ZM116 154V153H114ZM129 154V153H128ZM139 154V153H137ZM239 154V153H238ZM241 154V153H240ZM46 155V154H44ZM43 155V156H44ZM48 155V153H47ZM52 155L49 154V156ZM55 155V154H54ZM109 155V154H108ZM118 155V154H116ZM125 155V154H123ZM122 155V157H123ZM242 155V154H241ZM244 155V153H243ZM249 155V154H248ZM19 156V155H18ZM24 156V155H23ZM56 156V155H55ZM91 156V155H90ZM111 156V155H110ZM127 156V155H126ZM135 157L133 158L134 160L135 159H138V157H141V155L139 154L138 156L134 155ZM245 156V155H244ZM247 156V154H246ZM245 156V158H246ZM29 155L28 156H25L23 160V164L28 161ZM40 157V156H39ZM51 159L53 156H50ZM122 157L119 156V158L117 157H114L115 159H117V164H118V168H119V171L122 170V172H127V174L129 173L130 174V170H129V163L131 162H128L126 161L127 158L124 157L125 159H122ZM177 157V156H176ZM242 157V156H241ZM17 158V157H16ZM33 158V157H32ZM46 158V157H45ZM54 158V157H53ZM111 158V157H110ZM173 158H175V156H173ZM243 158V157H242ZM262 158V159H261ZM42 159V157H41ZM44 159V158H43ZM42 159V160H43ZM114 159V160H115ZM122 159V160H121ZM132 159V164L134 163V160ZM176 159V158H175ZM241 159V158H240ZM244 159V158H243ZM33 160V159H32ZM46 160V159H45ZM55 160V159H54ZM113 160V161H114ZM140 160V158H139ZM173 161V159H171ZM178 160V159H177ZM176 160V161H177ZM245 160V159H244ZM35 161H37L35 159ZM48 161H51L48 159ZM77 161V160H76ZM116 161V160H115ZM175 160L173 162H176ZM181 161V159H180ZM30 162V161H29ZM39 162V161H38ZM32 163L31 165L32 166H29V168H27V171H30L32 172V175L30 176V178H28L29 182L27 184H29L31 182V180L37 175L36 173L38 172V169H39V163ZM41 162V161H40ZM45 162V161H44ZM54 162V161H53ZM56 162V161H55ZM90 162V161H89ZM112 162V160H111ZM138 162V161H136ZM135 162V163H136ZM173 162H171V165L173 164ZM8 163V162H7ZM27 163V162H26ZM59 163V162H58ZM140 163V161H139ZM170 163V162H169ZM181 163V162H180ZM186 163V162H185ZM259 163V162H258ZM41 164V163H40ZM55 164V163H54ZM60 164V163H59ZM68 164V163H67ZM90 164V163H89ZM131 164V163H130ZM131 164V168L133 169V165ZM137 164V163H136ZM189 164V163H188ZM47 165V164H46ZM53 165V164H52ZM56 165V164H55ZM110 165V164H109ZM113 165V163H112ZM115 165V164H114ZM129 165V166H128ZM170 165V164H169ZM175 165V164H174ZM173 166H170L171 169L174 167ZM54 166V165H53ZM61 166V165H60ZM117 166V165H116ZM128 166V167H127ZM182 166V165H181ZM187 166L184 165V167ZM50 167V166H49ZM63 167V166H62ZM61 167V168H62ZM137 167V165H136ZM189 167V165H188ZM110 168V167H109ZM116 167L115 170L118 169ZM130 168V169H131ZM140 168V167H139ZM190 168V167H189ZM50 169V168H49ZM51 169H53L51 167ZM50 169V170H51ZM112 169V168H110ZM131 169V170H132ZM135 169V167H134ZM133 169V170H134ZM170 169V170H171ZM46 170V169H45ZM129 170V172L127 171ZM132 170V171H133ZM138 170V168H137ZM140 170V171H141ZM145 170V171H144ZM163 170V169H162ZM186 170V169H185ZM26 171V172H27ZM48 171V170H47ZM103 171V170H102ZM107 171V170H106ZM136 171V170H135ZM184 171V170H183ZM41 172V171H40ZM38 172V173H40ZM111 172V171H109ZM117 172V171H115ZM138 172V171H137ZM136 173V172H135ZM142 173V172H141ZM172 173V172H171ZM30 174V173H29ZM108 175H110V173H107ZM113 174V173H111ZM122 173H120L121 175ZM126 174V173H125ZM129 174H128V178L125 179L124 182H122V184L119 185V183L117 185H119L118 187L119 188H115L117 189V192H119V194H116L113 192V190H106L104 188H102L101 186H99L98 184H96V182L94 181V179L92 178L91 175H88L86 178H84L83 182L85 183V185H87V187L84 189V191L82 192L84 195H87L88 197H90L93 202L96 204V205H99L100 203H103L101 205H106L109 207V210L114 212L116 211L117 209H119L121 207V205H119L118 203V199L120 198L121 199H124L127 195V188L128 186L131 185V183L134 181L133 179H129ZM134 174V173H133ZM254 174V175H253ZM114 175V174H113ZM116 175V174H115ZM132 175V174H131ZM130 175V176H131ZM170 175V173H169ZM193 175V174H192ZM137 176V175H136ZM172 176V175H171ZM170 176V177H171ZM114 177V176H113ZM119 177V176H118ZM112 178V177H111ZM121 178V177H120ZM132 178V177H131ZM137 178V177H136ZM35 179V178H34ZM45 179V178H44ZM117 179V178H115ZM122 179V178H121ZM196 179V177L194 178ZM112 180V179H111ZM114 180V179H113ZM112 180V182H113ZM140 180V179H139ZM25 181V180H24ZM61 181V180H60ZM115 181V180H114ZM120 181V179L118 180ZM117 181V182H118ZM123 181V180H121ZM116 182V181H115ZM116 182V183H117ZM131 182V183H130ZM114 183V182H113ZM139 183V182H138ZM194 183V182H193ZM115 184V183H114ZM113 184V185H114ZM141 184V183H140ZM155 184V185H154ZM42 185V184H41ZM116 185V184H115ZM133 185V184H132ZM131 185V186H132ZM138 185V184H136ZM38 186V185H37ZM54 186V185H53ZM55 187V186H54ZM140 187V185H139ZM137 187V188H139ZM56 188V187H55ZM113 188V187H112ZM113 188V189H115ZM130 188V187H129ZM119 189V190H118ZM136 189V188H135ZM55 190V189H53ZM132 190V189H131ZM140 190V189H138ZM58 192V191H57ZM60 192V191H59ZM129 192V191H128ZM132 192V191H131ZM130 192V194H131ZM134 192V190H133ZM141 192V191H140ZM141 192V193H142ZM25 193V192H24ZM133 194H131L132 196ZM196 195V194H195ZM196 195V196H197ZM129 195V197H131ZM158 196V197H159ZM187 196V195H186ZM148 197V195H147ZM189 197V196H188ZM192 197V196H191ZM118 198V199H117ZM132 198V197H131ZM157 198V197H156ZM164 198V196L162 197V199ZM128 199V197H127ZM126 199V200H127ZM130 199V198H129ZM155 200L154 198H151L150 196V199L148 200ZM158 199V198H157ZM186 198H184L183 202L184 201H188V200H185ZM188 199V198H187ZM197 199V200H196ZM199 199V201H198ZM118 200V201H117ZM125 200V201H126ZM147 200V199H146ZM144 201V198L142 200V202H146L147 204V201ZM230 200L228 201V203L230 202ZM128 201V200H127ZM126 201V202H127ZM139 200H137V203H138ZM141 201V200H140ZM156 201V200H155ZM158 201V200H157ZM156 201V202H157ZM130 202V201H129ZM128 202V203H129ZM141 202V203H142ZM160 202H162L160 200ZM230 202V203H231ZM93 203V206L95 205ZM125 203V202H123ZM140 203V204H141ZM150 203L152 204L153 202H148V206H150ZM159 203V202H158ZM130 204H132V207L130 208L127 203L124 204L125 207L124 208V212L125 214H122L121 216H118L116 217L117 215L113 216V217H116V218H110L109 217V220H107V222H105L104 224H102L101 226H99L97 223L95 225H97V227L95 228H92V227H88L87 228V231L85 233H77L75 235V237H72L73 235H71V238L69 240L67 239H61L60 238V241L58 240L55 241L54 240H50V242L56 246L57 248L59 247V249H61L62 247H70V248H74L78 251H90L92 248H94L95 246L98 247L96 245V243L98 242V239L100 238V236H102L103 234H105L106 230H108V228L111 226H114V224L116 223H120L121 221H127L126 219H131L134 220V217L133 215L136 213L138 214L136 211H139L138 209L141 207V205H139V208L135 207V205H133L132 202H130ZM157 204V203H156ZM155 204V205H156ZM178 204V203H177ZM182 204V202H181ZM180 204V205H181ZM187 204V203H186ZM184 204V205H186ZM189 204V203H188ZM55 205V204H54ZM63 205V204H62ZM95 205V206H96ZM104 205V206H105ZM143 205V204H142ZM153 205V204H152ZM159 205V204H158ZM157 205V206H158ZM236 205V204H235ZM238 205V206H239ZM59 206V205H57ZM68 206V205H67ZM73 206V205H72ZM100 206V205H99ZM106 206L104 208H106ZM134 206V207H133ZM138 206V205H136ZM144 206V205H143ZM146 206V207H148ZM156 206V208L158 209V207ZM187 206V205H186ZM237 206V207H238ZM52 207V205H51ZM145 207V206H144ZM154 207V206H153ZM152 207V208H153ZM232 207V206H231ZM236 207V206H235ZM239 207V209H240ZM34 208V207H33ZM39 208V206H38ZM64 208V207H62ZM71 208V207H70ZM99 208V207H98ZM101 208V207H100ZM142 208V207H141ZM150 210H151V207H149ZM169 208V207H167ZM191 208V206L189 207ZM194 208V210H195ZM174 209V208H173ZM185 209V208H184ZM233 209V208H232ZM237 209V208H236ZM39 210V209H38ZM108 210L107 214L110 212ZM141 210V209H140ZM147 211V210H144L142 209V211H140V213L142 214L140 217H138V222H140V225L137 223V228H141V225H144V229H143V232H147L149 231L148 230V227L153 224H155V218H154V210L155 208H153V213L152 214L151 212ZM168 210V209H167ZM180 212L181 210L178 209ZM177 210V211H178ZM218 210L221 211V216L219 217V215H217V213L220 214V211L218 212ZM238 210V209H237ZM66 211V210H65ZM135 211V212H133ZM156 211V210H155ZM158 211V210H157ZM163 211V210H162ZM171 211V210H170ZM168 211V212H170ZM173 213L174 210H172ZM190 211V210H189ZM192 211V209H191ZM242 211V210H241ZM241 211L239 212V214L241 213ZM68 212V211H67ZM123 212V213H124ZM184 212V211H183ZM186 212V211H185ZM234 212V211H233ZM39 213V212H38ZM134 213V214H132ZM164 213V211H163ZM178 213V212H177ZM182 213V212H181ZM191 214L193 212H190ZM189 213V214H190ZM42 214V213H41ZM60 214V213H59ZM135 214V215H136ZM165 214H167L165 212ZM180 213H178L176 216H178ZM184 214V213H182ZM188 214V213H186ZM237 214V213H236ZM55 215V214H54ZM102 215V214H101ZM163 215V214H162ZM243 215V214H242ZM56 216H57V213H56ZM139 216V214L137 215ZM170 216H173V215H170ZM182 217V215H180ZM184 216V215H183ZM48 217V216H47ZM69 217V216H68ZM132 217V218H131ZM175 216H173L174 218ZM207 217V218H206ZM228 217V216H227ZM35 218V217H34ZM56 218V217H55ZM67 218V217H66ZM166 218V217H165ZM169 218V217H168ZM172 218V217H171ZM170 218V219H171ZM178 218V217H176ZM186 218V216H185ZM195 218V217H193ZM200 218V217H199ZM220 218V219H219ZM47 219V218H46ZM54 219V218H53ZM184 219V217H183ZM182 219V220H183ZM188 219V218H187ZM204 219V218H203ZM202 219V220H203ZM29 220V218H28ZM55 220H58V219H55ZM54 220V221H55ZM140 220V221H139ZM179 220V218H178ZM181 220V219H180ZM189 220V219H188ZM194 220V219H192ZM201 220V219H200ZM51 221V220H50ZM71 221V220H70ZM83 221V219L81 220ZM130 221V222H131ZM173 221V220H172ZM175 221V219H174ZM205 221V223H206ZM57 222V221H56ZM168 222V221H167ZM184 222V221H183ZM190 221H188L189 223ZM102 223V221H101ZM173 223V222H172ZM171 223V224H172ZM185 223V222H184ZM195 223V222H193ZM232 223V222H231ZM39 224V223H38ZM63 224V223H62ZM146 224V226H145ZM182 224V223H181ZM208 224V225H209ZM92 225V224H91ZM147 225H149L147 227ZM157 225V224H156ZM178 225L180 224H176L174 225V228L171 227V232H174V229H176V227H178ZM195 225V224H194ZM208 225H204V227H207ZM154 226V225H153ZM173 226V225H172ZM187 225H180V229H179V232H178V235H181L183 234V231L186 230L184 229ZM201 226V224H200ZM199 227L198 230H199ZM203 226V225H202ZM30 227V226H29ZM170 227V226H169ZM168 227V228H169ZM184 227V228H183ZM190 227V226H189ZM194 227V226H192ZM226 227V228H225ZM117 228V227H116ZM150 228V227H149ZM152 228V226H151ZM195 228V227H194ZM212 228V227H211ZM223 228V229H222ZM227 228H229V230H227ZM166 229V228H165ZM164 229V230H165ZM202 229V227H201ZM141 230V229H140ZM153 230V229H152ZM159 230V228H158ZM163 230V231H164ZM169 230V229H168ZM190 231H193L189 228ZM195 230V229H194ZM196 230V231H198ZM211 230V229H210ZM137 231V230H136ZM207 231V230H206ZM205 230L204 232L207 233ZM213 231V230H212ZM244 231V230H243ZM139 232V231H138ZM185 232V231H184ZM201 232V231H200ZM156 233V232H155ZM170 233V232H169ZM189 233V232H188ZM187 233V234H188ZM197 233V232H196ZM195 233V234H196ZM203 232H201L202 234ZM214 233V231H213ZM231 233V232H230ZM142 234V233H141ZM171 234V233H170ZM186 234V233H185ZM198 234V233H197ZM209 234V233H207ZM206 234V235H207ZM215 234V233H214ZM246 234V233H245ZM18 235V234H17ZM30 235V234H29ZM167 235V234H166ZM172 235V234H171ZM192 235V234H191ZM194 235V234H193ZM210 235V234H209ZM247 235V234H246ZM245 235V236H246ZM64 236V235H63ZM104 236V235H103ZM102 236V237H103ZM170 236V235H169ZM168 236V237H169ZM184 236V234H183ZM183 236L181 238H183ZM208 236V235H207ZM231 236V235H230ZM48 237V236H47ZM167 237V238H168ZM189 237V236H188ZM188 237L187 239H184L186 241H188ZM193 237V236H192ZM202 238L205 237V234L203 236H201ZM200 237V238H201ZM18 238V237H17ZM49 238H52L49 236ZM141 238H142V242L143 243V236L141 235ZM179 238V237H177ZM198 238V237H197ZM210 238V241L212 240L211 237ZM233 238V236L231 237ZM238 238V237H237ZM53 239V238H52ZM182 239V240H183ZM191 239V238H190ZM206 239V238H204ZM204 239L202 240V244H203V241ZM215 239V240H217ZM133 240V238H132ZM141 240V239H140ZM181 240V241H182ZM194 240V239H192ZM196 240V239H195ZM194 240V242H195ZM201 240V239H200ZM199 238L197 241H200ZM238 240V239H237ZM196 241V242H197ZM213 241V240H212ZM234 241V240H233ZM134 242V241H133ZM189 242V241H188ZM216 242V241H215ZM129 243V242H128ZM205 243V242H204ZM208 243V241H207ZM213 243V242H212ZM236 243V242H235ZM35 244V243H34ZM131 244V243H130ZM139 242H134L133 245L131 246V248L127 251V253L125 255H122L120 256L119 254V258L121 260H125L127 257H130V255L132 254V252H135L137 248H140L139 247ZM174 244V243H173ZM196 245V243H194ZM193 244V245H194ZM210 244V243H209ZM24 243L22 244V247H24ZM145 245V244H143ZM194 245V246H195ZM208 245V244H206ZM206 245L203 244L204 247H206ZM219 245L218 243L216 244V246ZM221 245V244H220ZM127 246L129 247V244H127ZM215 246V244L213 245ZM228 245L224 244V247H227ZM231 246V245H230ZM234 246V245H233ZM19 247V246H18ZM25 247H28V245L26 244ZM33 247V246H32ZM149 247V246H148ZM180 247V246H179ZM197 247H199V245L196 246V249ZM218 247V246H217ZM217 247H216V250H217ZM222 247L221 251H223L225 248H223V246H220ZM219 247V248H220ZM38 248V247H37ZM174 248V247H173ZM202 248V247H200ZM213 248V247H212ZM211 248V249H212ZM229 248V247H228ZM227 248V249H228ZM234 248V247H233ZM247 248V247H246ZM11 249V248H10ZM27 249V251H28ZM36 249V247H35ZM49 249V248H48ZM203 249V248H202ZM202 249L200 250L201 253H202V256H205L208 254V253H205L206 255H203L204 253L202 252ZM70 250V249H69ZM180 250V249H179ZM198 250V249H197ZM205 250V248L203 249ZM220 250V249H219ZM231 250V248H230ZM60 251V250H59ZM58 251V253H59ZM213 251V250H212ZM211 251V252H212ZM234 251V250H233ZM232 251V253H233ZM40 253V250L38 251ZM137 252V251H136ZM145 252V251H144ZM199 252V251H196V253ZM209 252V251H208ZM220 252V251H219ZM225 252V250H224ZM230 252V251H229ZM227 251V254L229 253ZM69 253V252H68ZM142 253V252H141ZM213 253V252H212ZM214 253H216L214 251ZM245 253V252H244ZM62 254V253H61ZM73 254V253H72ZM76 254V253H75ZM198 254V253H197ZM196 254V255H197ZM220 254V253H219ZM224 254V253H222ZM231 254V252L229 253ZM228 254V255H229ZM200 255V253L198 254ZM197 255V256H198ZM209 255V254H208ZM211 255V254H210ZM209 255V256H210ZM236 254H232V256L235 257ZM79 256H81V254H79ZM93 256V255H92ZM179 256V254H178ZM201 256V255H200ZM201 256V257H202ZM214 256V255H212ZM226 256V255H225ZM231 256V255H230ZM230 256L228 258H230ZM72 257V256H71ZM83 257V256H82ZM117 257V258H118ZM223 257V256H222ZM238 257V256H236ZM256 257V256H255ZM131 258V257H130ZM185 258V257H184ZM208 258V257H207ZM115 259V258H114ZM198 259V258H197ZM202 259V258H201ZM203 259L205 260V258L203 257ZM214 259H216V256L214 257ZM212 258V260H214ZM220 260V258H217ZM223 259V258H221ZM259 259V258H258ZM200 260V259H198ZM203 260V261H204ZM211 260V259H210ZM224 260L228 261L227 259H225L224 257ZM233 261L234 258H230L229 259V262L230 261ZM217 260L214 261V263H216ZM236 261V259H235ZM259 261V260H258ZM221 261H218L217 263H219ZM244 262V261H243ZM224 263V261H223ZM221 263V264H223ZM246 263V262H245ZM251 263V262H250ZM210 264V263H209ZM213 264V263H212ZM225 264V263H224ZM229 264V263H227ZM231 264V262H230ZM234 264V263H232Z\"/></svg>",
  "mask_w": 264,
  "mask_h": 264
}]
</instances>
